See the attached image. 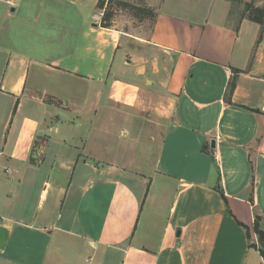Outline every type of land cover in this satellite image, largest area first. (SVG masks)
Listing matches in <instances>:
<instances>
[{"label":"crops","instance_id":"crops-1","mask_svg":"<svg viewBox=\"0 0 264 264\" xmlns=\"http://www.w3.org/2000/svg\"><path fill=\"white\" fill-rule=\"evenodd\" d=\"M99 1L0 0V264H263L264 25Z\"/></svg>","mask_w":264,"mask_h":264},{"label":"rangeland","instance_id":"rangeland-1","mask_svg":"<svg viewBox=\"0 0 264 264\" xmlns=\"http://www.w3.org/2000/svg\"><path fill=\"white\" fill-rule=\"evenodd\" d=\"M119 1H99L98 9L100 10L101 24L103 19L108 16L107 14H110L106 25L110 28L120 29L127 35L125 45L129 48L131 47L133 55H145L146 58L155 64L166 63V73L170 70L171 62L164 54L149 49V46L145 44V40L150 37L153 30L157 11H166L178 18L185 17L192 20H200L218 16V11L221 8L219 5H223L219 0L212 3L211 0H123L122 3H127V6L120 5ZM101 3H105L103 9L101 8ZM250 3L254 5L261 3L264 6V0H236L235 3L228 6V9H231V16L239 19L245 11L246 5ZM121 57L122 54L120 52L114 66L115 71L121 63Z\"/></svg>","mask_w":264,"mask_h":264},{"label":"trees","instance_id":"trees-1","mask_svg":"<svg viewBox=\"0 0 264 264\" xmlns=\"http://www.w3.org/2000/svg\"><path fill=\"white\" fill-rule=\"evenodd\" d=\"M230 1L232 3H235L236 0H226ZM123 1H119L120 5L127 6V3H122ZM103 4V5H102ZM105 3H101V8L103 9ZM108 16L103 19L102 26L104 28H110L108 25H106L108 21V17H110V14H107ZM247 19L251 22L257 23L259 25H264V8H257L253 3L247 4L246 9L243 12V14L240 16V20ZM233 90V86L231 85V91H229V96ZM254 232L258 236L259 243L260 245L264 244V231L261 229L260 226V219H256L255 227H254ZM256 247V246H255ZM260 251L264 257V250L260 248Z\"/></svg>","mask_w":264,"mask_h":264},{"label":"water","instance_id":"water-1","mask_svg":"<svg viewBox=\"0 0 264 264\" xmlns=\"http://www.w3.org/2000/svg\"><path fill=\"white\" fill-rule=\"evenodd\" d=\"M94 26H97V25H94ZM211 147H212V149H215L216 148V142H215V140H213L211 142ZM261 248L264 250V244L261 245Z\"/></svg>","mask_w":264,"mask_h":264},{"label":"built area","instance_id":"built-area-1","mask_svg":"<svg viewBox=\"0 0 264 264\" xmlns=\"http://www.w3.org/2000/svg\"><path fill=\"white\" fill-rule=\"evenodd\" d=\"M120 1H123V0H120ZM263 264H264V262H263Z\"/></svg>","mask_w":264,"mask_h":264}]
</instances>
